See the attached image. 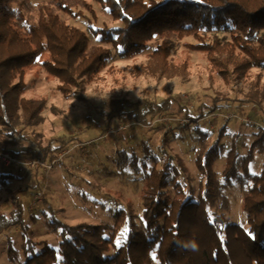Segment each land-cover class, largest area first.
<instances>
[{"label": "trees", "instance_id": "obj_1", "mask_svg": "<svg viewBox=\"0 0 264 264\" xmlns=\"http://www.w3.org/2000/svg\"><path fill=\"white\" fill-rule=\"evenodd\" d=\"M96 5L122 24L112 29H91L102 45L93 44L87 33L62 18L63 13L83 16V10L93 15ZM186 38L196 40V44L183 45L191 52L203 53L211 73L226 81L234 74L246 80L252 70H264V0H45L38 5L32 0H0V150L21 159L40 157L52 162L56 157L52 140L36 133L31 137L35 146L22 150L21 139L27 138V130L45 123L43 114L48 109L46 98L26 95V77L35 67L59 82L57 90L63 96L88 102V86L98 79L114 51L121 58H131L146 53L155 41L149 64L136 68V75L185 76L188 64L175 66L170 59ZM263 100L264 90L247 94L244 101L260 107ZM217 104L215 100L207 110L218 111ZM175 107L183 113V106L172 98L136 103L113 99L102 103L101 118L108 127L114 121L118 126L140 121L137 126L149 127L155 117L173 114ZM52 110L58 112L55 107ZM184 115L179 125L194 121L188 110ZM197 131L204 136L196 158L203 179L198 191L189 179L187 184L179 180L182 171L186 173L181 160L182 170L169 162H164L161 169H152L145 174L141 191V225L129 205L121 206L114 226H71L54 219L51 225L60 234L59 247L38 252L24 225L26 209L19 198L23 192L16 191L10 212L0 215V235L13 228L24 229L23 264H264V165L260 174L250 173L254 150L259 147L264 152V127H260L240 168L233 146L222 173L224 184L219 183L215 171L218 145L207 146L209 133L199 128ZM123 132L130 131L119 134ZM223 132L221 129L219 135ZM103 135L108 136L107 132ZM144 152L150 154L147 146ZM117 164L140 171L136 155L120 152ZM240 170L252 181L241 204L247 227L229 222L223 210L224 188L231 186L233 179H241ZM12 177L0 175V185L7 186V179ZM124 226L127 233L117 247L115 240ZM189 242H195L196 250L183 246ZM8 254L16 261L12 246Z\"/></svg>", "mask_w": 264, "mask_h": 264}, {"label": "rangeland", "instance_id": "obj_2", "mask_svg": "<svg viewBox=\"0 0 264 264\" xmlns=\"http://www.w3.org/2000/svg\"><path fill=\"white\" fill-rule=\"evenodd\" d=\"M43 1L32 0V3L38 5ZM83 14L72 17L63 13L62 18L70 26L87 33L93 44L102 45L93 36L91 29L122 27L120 22L102 11L98 5L94 7L93 15L87 10H83ZM185 43L197 42L192 38L181 41L179 49L170 59L175 66L188 64V71L183 77L136 75V68L149 64V54L156 45L155 41L150 43L146 53L131 58H121L114 51L111 61L98 79L88 86V102L63 96L57 90L59 82L48 78L39 67H35L26 77V95L46 98L48 109L43 114L45 123L27 130V138L21 139L22 150L27 151L35 146L31 137L36 133L44 139L52 140L51 145L57 150L55 158L68 152L52 172H44L40 168L20 170L6 167L0 162V175H14L7 179V186L0 185V215L10 212L13 194L22 191L19 198L26 209L24 225L27 237L36 243L38 252L45 247H59L60 234L51 225L54 219L71 226L81 223L114 226L121 206L129 205L141 225V191L145 174L154 168L161 169L164 162L180 170L181 160L186 173L182 171L179 180L187 184L189 179V183L198 191L203 179L198 174L196 158L203 147L204 136L197 128L209 133L205 141L207 146L218 145L220 156L215 171L220 184H224L222 173L233 146L237 149L238 166L241 167L243 158L257 139L260 127H264V100L260 107L244 101L247 94L264 90V70H252L246 80H240L234 74L226 81L222 76L211 73L210 63L203 53L189 51L183 45ZM103 46L111 48L110 45ZM122 98L133 103L161 102L172 98L183 106V113H179L178 107H175L173 114L155 117L152 122L159 119L163 121L153 126H137L141 124L140 121H136V125L131 122L134 124L128 130L130 132H115L105 137L103 134L116 128L118 122L114 121L108 127L106 120L101 118V105L105 101ZM215 100L220 108L210 112L207 107L213 105ZM53 107L58 112H54ZM185 110H188L194 121L182 126L179 124L184 122ZM201 113L203 117H200ZM229 114L236 117L226 120L225 116ZM88 119L98 122V125L91 124ZM221 129H224L222 136L219 135ZM145 146L150 154L144 152ZM259 150L257 147L253 153L251 175L260 174L264 165V150L263 153ZM120 152H125L129 157L136 155L140 171L119 167L117 160ZM242 172L240 170L242 181L233 179L232 185L224 188L226 205L223 210L229 222L247 227V216L241 204L252 181L245 178ZM126 233L127 228L124 226L116 237L117 247L121 245ZM25 239L24 229L20 227L1 234L0 264H23ZM9 246L15 252L16 261L9 257Z\"/></svg>", "mask_w": 264, "mask_h": 264}, {"label": "built area", "instance_id": "obj_3", "mask_svg": "<svg viewBox=\"0 0 264 264\" xmlns=\"http://www.w3.org/2000/svg\"><path fill=\"white\" fill-rule=\"evenodd\" d=\"M233 116L235 115L229 114V115H226L225 117H226V120H229ZM161 121H163V119L154 121L152 123V126L155 125L157 122H161ZM132 125L133 124L131 123L127 125L118 126L117 128H114V129H110L107 132V135L113 134L115 132L119 133L122 130H131ZM67 153L68 152L59 154L58 157L55 158L52 162H47L40 157H27L26 159H21L17 157L16 155L12 154L11 152L0 150V162L6 167H15V168H21V169L40 168L45 171H51L53 168H55L57 165H59L62 162V159Z\"/></svg>", "mask_w": 264, "mask_h": 264}, {"label": "clouds", "instance_id": "obj_4", "mask_svg": "<svg viewBox=\"0 0 264 264\" xmlns=\"http://www.w3.org/2000/svg\"><path fill=\"white\" fill-rule=\"evenodd\" d=\"M183 246L186 248L191 247L192 250H196V248H197L195 242H189V244H185Z\"/></svg>", "mask_w": 264, "mask_h": 264}]
</instances>
